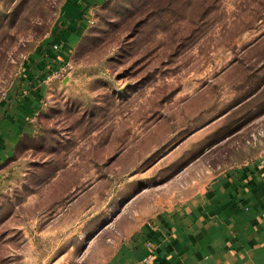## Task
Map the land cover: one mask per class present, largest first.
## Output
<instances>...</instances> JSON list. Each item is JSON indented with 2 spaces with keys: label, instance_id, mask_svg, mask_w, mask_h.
Masks as SVG:
<instances>
[{
  "label": "rangeland",
  "instance_id": "rangeland-1",
  "mask_svg": "<svg viewBox=\"0 0 264 264\" xmlns=\"http://www.w3.org/2000/svg\"><path fill=\"white\" fill-rule=\"evenodd\" d=\"M64 1L0 0V98ZM104 1L0 165V264H102L191 177L264 149V0Z\"/></svg>",
  "mask_w": 264,
  "mask_h": 264
},
{
  "label": "crops",
  "instance_id": "crops-1",
  "mask_svg": "<svg viewBox=\"0 0 264 264\" xmlns=\"http://www.w3.org/2000/svg\"><path fill=\"white\" fill-rule=\"evenodd\" d=\"M103 1L65 0L56 26L23 61L20 79L0 98V165L33 132L57 84L58 77H46L69 61L93 6ZM191 180L177 198L171 194L134 223L102 264H264V149L203 182Z\"/></svg>",
  "mask_w": 264,
  "mask_h": 264
},
{
  "label": "built area",
  "instance_id": "built-area-1",
  "mask_svg": "<svg viewBox=\"0 0 264 264\" xmlns=\"http://www.w3.org/2000/svg\"><path fill=\"white\" fill-rule=\"evenodd\" d=\"M51 49L54 51H58L60 49L59 45L57 43H52ZM69 61H65L58 69L53 71L50 75L46 77V79H53L59 76V74L66 71V69L69 67ZM6 96V92L2 93V98Z\"/></svg>",
  "mask_w": 264,
  "mask_h": 264
},
{
  "label": "trees",
  "instance_id": "trees-1",
  "mask_svg": "<svg viewBox=\"0 0 264 264\" xmlns=\"http://www.w3.org/2000/svg\"><path fill=\"white\" fill-rule=\"evenodd\" d=\"M112 1V0H111ZM110 2L109 0H105L104 3L101 5V9L104 10L106 8V3ZM235 131V130H234ZM28 135H25L24 137H26ZM23 137V138H24Z\"/></svg>",
  "mask_w": 264,
  "mask_h": 264
}]
</instances>
